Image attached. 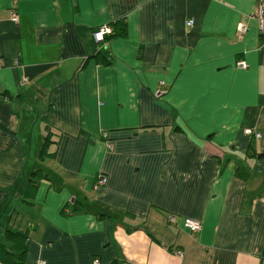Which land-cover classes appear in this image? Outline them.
Returning a JSON list of instances; mask_svg holds the SVG:
<instances>
[{"label":"crops","instance_id":"0c3cea01","mask_svg":"<svg viewBox=\"0 0 264 264\" xmlns=\"http://www.w3.org/2000/svg\"><path fill=\"white\" fill-rule=\"evenodd\" d=\"M257 1L0 0V264H264Z\"/></svg>","mask_w":264,"mask_h":264},{"label":"built area","instance_id":"2783aa9c","mask_svg":"<svg viewBox=\"0 0 264 264\" xmlns=\"http://www.w3.org/2000/svg\"><path fill=\"white\" fill-rule=\"evenodd\" d=\"M249 17L254 20L256 29L258 33L264 34V0H258L256 2L254 10L249 14ZM9 19L12 22H17V13L15 10L11 9L9 14ZM193 23L192 19H188L185 21V25L190 27ZM245 30V26L242 24H238L236 27V32L238 35L242 34ZM111 32V28L108 25H101L95 29H93L90 33L92 40L96 44H101L104 42V36L109 34ZM239 66L245 67V64L243 62L239 63ZM25 79L23 78V81ZM242 133L247 136H253L255 138H258L260 134L251 128H244L242 130ZM105 137V135H104ZM106 183V177L102 174H97L95 181L92 185L93 189L98 188L101 185H104ZM175 217L173 215H168L167 220L169 223L174 222ZM181 226L187 230L188 232L194 233L198 232L200 230L201 224L198 220H194L191 218H182L181 219ZM36 264H45L44 261L40 260ZM93 264H98L97 260H93Z\"/></svg>","mask_w":264,"mask_h":264},{"label":"trees","instance_id":"16d2710c","mask_svg":"<svg viewBox=\"0 0 264 264\" xmlns=\"http://www.w3.org/2000/svg\"><path fill=\"white\" fill-rule=\"evenodd\" d=\"M111 25V26H110ZM108 25L111 28V32L104 36V41L106 39H109L110 37H115V36H124L125 35V24L123 21L120 22H113L112 24ZM94 59L98 61V63L107 65L111 61L110 56L108 53H103V52H97L93 56ZM12 234V233H11ZM9 232L6 234V238H9ZM9 252L3 248V244H0V256L4 257L5 259L2 260V262L6 261L9 257L7 256ZM23 254V251L19 253V255L16 256L15 260L13 259L14 256H12L11 261L14 262L15 264H25L21 261V255ZM7 256V257H6Z\"/></svg>","mask_w":264,"mask_h":264}]
</instances>
